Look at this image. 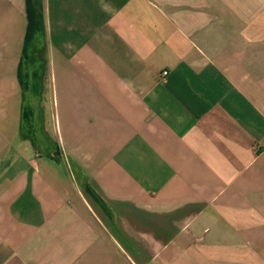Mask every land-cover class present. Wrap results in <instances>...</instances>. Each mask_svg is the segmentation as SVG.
Returning <instances> with one entry per match:
<instances>
[{
	"label": "crops",
	"instance_id": "crops-1",
	"mask_svg": "<svg viewBox=\"0 0 264 264\" xmlns=\"http://www.w3.org/2000/svg\"><path fill=\"white\" fill-rule=\"evenodd\" d=\"M31 3L0 0V264H264V0Z\"/></svg>",
	"mask_w": 264,
	"mask_h": 264
},
{
	"label": "trees",
	"instance_id": "trees-1",
	"mask_svg": "<svg viewBox=\"0 0 264 264\" xmlns=\"http://www.w3.org/2000/svg\"><path fill=\"white\" fill-rule=\"evenodd\" d=\"M27 12H28V30L31 32L33 30L38 29L39 26L36 11L32 6L31 0H27Z\"/></svg>",
	"mask_w": 264,
	"mask_h": 264
},
{
	"label": "built area",
	"instance_id": "built-area-1",
	"mask_svg": "<svg viewBox=\"0 0 264 264\" xmlns=\"http://www.w3.org/2000/svg\"><path fill=\"white\" fill-rule=\"evenodd\" d=\"M167 73H168L167 71H164V72H163V75H166Z\"/></svg>",
	"mask_w": 264,
	"mask_h": 264
},
{
	"label": "rangeland",
	"instance_id": "rangeland-1",
	"mask_svg": "<svg viewBox=\"0 0 264 264\" xmlns=\"http://www.w3.org/2000/svg\"><path fill=\"white\" fill-rule=\"evenodd\" d=\"M17 156H20L19 154Z\"/></svg>",
	"mask_w": 264,
	"mask_h": 264
}]
</instances>
